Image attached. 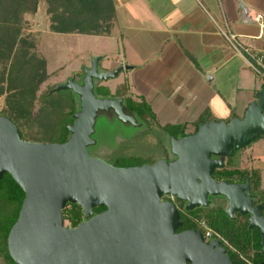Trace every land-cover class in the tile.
Returning a JSON list of instances; mask_svg holds the SVG:
<instances>
[{"label":"water","instance_id":"1","mask_svg":"<svg viewBox=\"0 0 264 264\" xmlns=\"http://www.w3.org/2000/svg\"><path fill=\"white\" fill-rule=\"evenodd\" d=\"M105 58L92 57L80 81L72 76L48 93L71 90L78 97L79 109L68 126L67 141L23 139L16 123L0 115V180L10 174L25 193L7 238L13 261L234 264L221 240L206 243L199 231L175 234L180 214L173 203L162 201L165 194L186 201L187 210L210 206V196L224 198L231 219L236 212L250 215L249 228L260 230L264 255V202L254 203L257 196L250 177L244 183H230L212 176L226 166L234 150L246 148L264 133V83L242 116L205 120L186 136H170L173 160L121 167L89 150L97 143L93 135L100 115L132 125L138 121L123 97L97 95L96 81H107L130 68L102 67ZM68 204L82 207L84 219L77 226L66 223L63 211ZM102 206L106 210L94 213Z\"/></svg>","mask_w":264,"mask_h":264},{"label":"crops","instance_id":"2","mask_svg":"<svg viewBox=\"0 0 264 264\" xmlns=\"http://www.w3.org/2000/svg\"><path fill=\"white\" fill-rule=\"evenodd\" d=\"M110 4L115 10L110 34L68 35L92 39L97 54L106 56L105 67L129 65L125 85L155 117L168 114L175 120L166 124L186 123L191 129L206 110L227 121L257 99L259 77L220 25L227 22L244 44L264 48V0H108L112 11ZM46 6L39 2L38 10L49 18ZM255 13L262 14L261 22L253 20ZM194 103L203 105L201 111L187 114ZM252 155L262 165L263 186L264 160Z\"/></svg>","mask_w":264,"mask_h":264},{"label":"trees","instance_id":"3","mask_svg":"<svg viewBox=\"0 0 264 264\" xmlns=\"http://www.w3.org/2000/svg\"><path fill=\"white\" fill-rule=\"evenodd\" d=\"M106 1L46 0L50 31L63 34H110L115 10L114 5L110 4L113 8L110 11ZM38 5L39 0H0V95L5 98L0 115L10 117L16 123L23 139L62 143L70 136L68 126L74 121L73 114L79 109V100L71 90L51 95L38 94L41 84L49 75L46 60L40 52L39 40L22 33L29 25L25 16L35 14ZM101 89L108 96L109 87L99 84L97 90ZM123 97L129 109L137 116L145 120L147 116L155 117L153 109L145 100L136 99L128 92ZM38 101L41 103L36 115L35 106ZM213 118L210 111L206 110L195 123V130L199 124ZM163 129L169 136L183 137L190 133L186 123L169 124ZM262 137L264 133L257 139ZM236 152L238 150H234L226 161V167L217 170L215 175L230 183H241L250 177L252 192L257 196L255 204L264 202L262 165L247 153L243 154V161L239 165H234L232 158ZM156 160L153 157L149 160L116 159L114 165L129 167L154 163ZM24 197V191L13 177L5 174L0 180V261L3 264H16L9 255L7 238L18 219ZM225 207L226 201L223 199L198 210L197 217L205 219L208 226L220 235L230 250L234 264H261L264 255L261 251L260 230L249 228L246 215L237 213L236 218L231 219ZM101 209L96 207L95 211ZM63 213L68 225L77 226L84 219L82 207L78 204H68ZM262 213L264 215V209Z\"/></svg>","mask_w":264,"mask_h":264},{"label":"rangeland","instance_id":"4","mask_svg":"<svg viewBox=\"0 0 264 264\" xmlns=\"http://www.w3.org/2000/svg\"><path fill=\"white\" fill-rule=\"evenodd\" d=\"M39 2L45 8L46 0H39ZM25 18L29 25L22 30V33L39 40V49L46 60V69L49 74L40 86L39 95L48 94L57 84L65 82L72 76L79 79L83 69L91 65L92 57L99 55L93 46L94 41L87 36L76 39L68 34L50 31V20L43 9L37 10L35 14H28ZM104 62L107 61L105 59L102 61V67ZM109 65L115 66L113 63ZM124 80V74L121 72L117 77L108 81H100V84L109 87L108 96L118 97L127 92L130 94ZM258 82L259 85H263L262 79L259 78ZM101 90L98 91L97 87L95 88L98 96L105 97L104 90ZM4 103L5 98L0 95V109L3 108ZM40 103L38 101L35 106L36 115L39 112ZM196 103L193 107L188 108L187 114L193 115L201 111L203 105ZM172 109L169 108L170 111ZM168 120H175V118L168 116V114L158 118L147 116L146 124L133 126L124 124L113 116L100 115L93 135L97 143L89 147L90 153L93 156H100L111 164H114L116 159L149 160L150 157L160 158L169 148V136L163 129L168 125L166 124ZM193 129L194 127L188 130ZM244 153L255 154L264 160V138L256 139L246 148L238 150L232 158V163L239 165L243 161ZM262 185L264 187V174Z\"/></svg>","mask_w":264,"mask_h":264},{"label":"flooded vegetation","instance_id":"5","mask_svg":"<svg viewBox=\"0 0 264 264\" xmlns=\"http://www.w3.org/2000/svg\"><path fill=\"white\" fill-rule=\"evenodd\" d=\"M81 76L76 78V80L80 81L81 77L83 76L84 72L82 71L81 72ZM100 84V81H96V87L99 86ZM118 97H123V96H118ZM124 98V97H123ZM126 103V102H125ZM128 105V104H127ZM129 107V106H128ZM130 108V107H129ZM131 110V109H130ZM132 112H134L133 110H131ZM116 119V118H115ZM137 124L136 125H133V126H141V125H144L146 124V120L143 119L142 117L140 116H137ZM124 124H128V125H132L130 123H124ZM195 131V128L193 130H189L190 133L194 132ZM189 133V134H190ZM169 136V135H168ZM170 137V136H169ZM100 157V156H99ZM175 158V156H173L170 152V148H168L167 152H165V154L160 157V158H157L156 161H158L159 159H166L168 161L170 160H173ZM155 161V162H156ZM154 162V163H155ZM144 164V163H143ZM138 166V165H137ZM123 167V166H121ZM226 167V166H225ZM223 169V168H222ZM217 170H220V169H216L214 172H213V178H215L216 180L218 181H221V180H226L225 178H219L216 174V171ZM246 181V179H245ZM244 181V182H245ZM244 182H241V183H244ZM210 199L212 200V203L210 206H212L214 203L218 202V201H221L223 200L224 198L222 197H213V196H210ZM225 200V199H224ZM162 201L163 202H170V203H173L175 205V207L177 208V210L179 211V214H180V219H181V224L180 226L176 229L175 231V234H180L182 232H185V231H199L203 234V237H204V241L206 243H209L211 240L213 239H219L221 240L222 242V246L229 249L225 244H224V241L221 239L220 235L214 230L212 229L210 226H208L207 222L205 219H202L200 220L199 217H197V214H199L198 210H200L201 208H208V207H197L193 210H187L186 209V205H187V202L184 201V200H181L179 199L178 197L176 196H173L171 194L169 195H163L162 196ZM226 201V200H225ZM255 203V202H254ZM96 208V207H95ZM95 208H94V213H100L104 210H106V207L105 206H102V209L100 211H95ZM227 208V201H226V207H225V210ZM263 211V210H262ZM239 213V212H236L235 213V218H236V214ZM263 214V213H262ZM242 215V214H241ZM248 216V220H249V217L250 215H246ZM208 227V228H211L212 231H213V235L210 237V238H206L205 237V228ZM254 228H257V227H254ZM177 242V241H176ZM229 253H230V250H229ZM0 264H3L2 261H0Z\"/></svg>","mask_w":264,"mask_h":264},{"label":"built area","instance_id":"6","mask_svg":"<svg viewBox=\"0 0 264 264\" xmlns=\"http://www.w3.org/2000/svg\"><path fill=\"white\" fill-rule=\"evenodd\" d=\"M263 19L262 14L255 13L253 20L261 22ZM220 31L225 39L230 43L234 50L242 55L249 68L260 78L264 83V48L252 47L244 44L239 36L233 32L227 22H224L220 25ZM213 235L211 228H205V237L210 238Z\"/></svg>","mask_w":264,"mask_h":264}]
</instances>
